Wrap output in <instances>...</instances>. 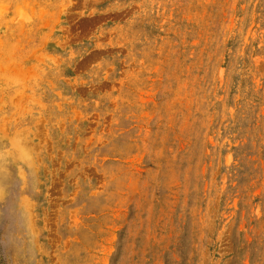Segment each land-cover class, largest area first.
<instances>
[{
	"label": "rangeland",
	"instance_id": "rangeland-1",
	"mask_svg": "<svg viewBox=\"0 0 264 264\" xmlns=\"http://www.w3.org/2000/svg\"><path fill=\"white\" fill-rule=\"evenodd\" d=\"M0 264H264V0H0Z\"/></svg>",
	"mask_w": 264,
	"mask_h": 264
}]
</instances>
